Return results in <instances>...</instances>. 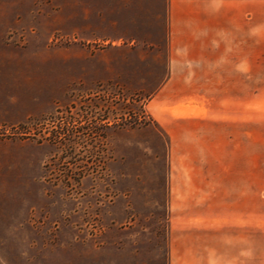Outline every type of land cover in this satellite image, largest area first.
<instances>
[{"label":"rangeland","instance_id":"374dc122","mask_svg":"<svg viewBox=\"0 0 264 264\" xmlns=\"http://www.w3.org/2000/svg\"><path fill=\"white\" fill-rule=\"evenodd\" d=\"M258 16L230 64L246 73L240 174L260 192L264 261V0ZM167 28L157 3L0 0V264L173 261L191 222L173 216L180 171L149 105L168 76Z\"/></svg>","mask_w":264,"mask_h":264},{"label":"crops","instance_id":"0c3cea01","mask_svg":"<svg viewBox=\"0 0 264 264\" xmlns=\"http://www.w3.org/2000/svg\"><path fill=\"white\" fill-rule=\"evenodd\" d=\"M129 1L157 3L167 20L168 76L149 105L180 171L172 182L184 191L177 190L173 216L191 222L188 233L174 231L170 264H264L255 252L260 192L256 198L254 177L247 188L240 174L246 73L239 61L230 64L231 43L240 41V27L256 26L261 0ZM188 103L200 108L177 111Z\"/></svg>","mask_w":264,"mask_h":264}]
</instances>
